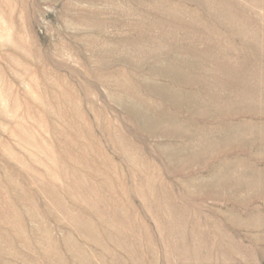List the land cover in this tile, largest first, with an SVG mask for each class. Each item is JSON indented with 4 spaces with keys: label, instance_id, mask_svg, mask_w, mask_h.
Wrapping results in <instances>:
<instances>
[{
    "label": "rangeland",
    "instance_id": "rangeland-1",
    "mask_svg": "<svg viewBox=\"0 0 264 264\" xmlns=\"http://www.w3.org/2000/svg\"><path fill=\"white\" fill-rule=\"evenodd\" d=\"M0 264H264V0H0Z\"/></svg>",
    "mask_w": 264,
    "mask_h": 264
},
{
    "label": "bare ground",
    "instance_id": "bare-ground-1",
    "mask_svg": "<svg viewBox=\"0 0 264 264\" xmlns=\"http://www.w3.org/2000/svg\"><path fill=\"white\" fill-rule=\"evenodd\" d=\"M64 172V171H63ZM111 188V187H110ZM82 194V193H81ZM6 209V208H5Z\"/></svg>",
    "mask_w": 264,
    "mask_h": 264
}]
</instances>
